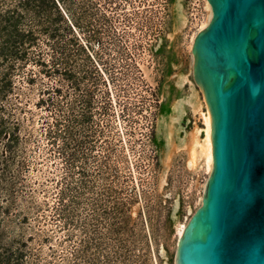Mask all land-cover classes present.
<instances>
[{
	"label": "rangeland",
	"instance_id": "1",
	"mask_svg": "<svg viewBox=\"0 0 264 264\" xmlns=\"http://www.w3.org/2000/svg\"><path fill=\"white\" fill-rule=\"evenodd\" d=\"M59 1L73 27L30 17L0 63V264H176L208 181L206 1Z\"/></svg>",
	"mask_w": 264,
	"mask_h": 264
},
{
	"label": "water",
	"instance_id": "2",
	"mask_svg": "<svg viewBox=\"0 0 264 264\" xmlns=\"http://www.w3.org/2000/svg\"><path fill=\"white\" fill-rule=\"evenodd\" d=\"M192 46L213 170L176 264H264V0H207Z\"/></svg>",
	"mask_w": 264,
	"mask_h": 264
},
{
	"label": "trees",
	"instance_id": "3",
	"mask_svg": "<svg viewBox=\"0 0 264 264\" xmlns=\"http://www.w3.org/2000/svg\"><path fill=\"white\" fill-rule=\"evenodd\" d=\"M47 11L62 14L73 27L59 0H0V63L29 58L28 50L34 43L38 25L25 23L28 18L40 17Z\"/></svg>",
	"mask_w": 264,
	"mask_h": 264
},
{
	"label": "bare ground",
	"instance_id": "4",
	"mask_svg": "<svg viewBox=\"0 0 264 264\" xmlns=\"http://www.w3.org/2000/svg\"><path fill=\"white\" fill-rule=\"evenodd\" d=\"M205 1H206L205 4H206V9H207V12H208V16H207L206 21L204 23H202L201 27L194 34V36L192 38V46L194 44V40H195L196 36L198 35V33L201 32V31H203V30H205L207 28V26L209 25V23L211 21V18H212V8H211L209 2L207 0H205ZM205 121H206V125H207V128H206V144H207V149H206V154L207 155L206 156H207V166L206 167H207V171H208L207 175H208V180H209V178H210V176L212 174V170H213V150H212V140H211L212 128H211V121H210V117H209L208 108H207V115H206ZM194 159H197L196 158V154H194ZM206 186H207V184H206ZM205 191H206V187H205ZM205 191H204V193H205ZM202 200L203 199H201V203L200 204H202ZM190 219L188 220V222L190 221ZM188 222L186 224L180 226V228L178 229L179 239L181 238V235L183 234V232H184V230H185Z\"/></svg>",
	"mask_w": 264,
	"mask_h": 264
}]
</instances>
